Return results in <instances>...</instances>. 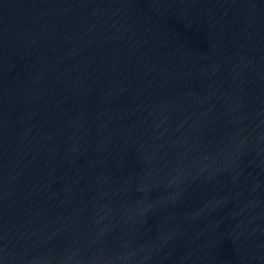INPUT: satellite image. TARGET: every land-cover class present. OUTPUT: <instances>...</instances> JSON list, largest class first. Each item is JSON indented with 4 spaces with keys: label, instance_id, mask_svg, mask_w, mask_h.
Returning <instances> with one entry per match:
<instances>
[{
    "label": "water",
    "instance_id": "obj_1",
    "mask_svg": "<svg viewBox=\"0 0 264 264\" xmlns=\"http://www.w3.org/2000/svg\"><path fill=\"white\" fill-rule=\"evenodd\" d=\"M0 264H264V0H0Z\"/></svg>",
    "mask_w": 264,
    "mask_h": 264
}]
</instances>
